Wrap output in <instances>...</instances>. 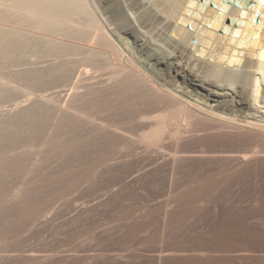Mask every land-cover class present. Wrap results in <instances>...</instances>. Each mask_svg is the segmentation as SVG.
I'll return each instance as SVG.
<instances>
[{
	"label": "rangeland",
	"instance_id": "rangeland-1",
	"mask_svg": "<svg viewBox=\"0 0 264 264\" xmlns=\"http://www.w3.org/2000/svg\"><path fill=\"white\" fill-rule=\"evenodd\" d=\"M51 62L23 56L0 64V75L15 87L4 89L0 77V155L8 146L12 159L1 162L19 164L10 163L11 170L0 166V264H264V163L221 157L220 150H236L241 143L208 134L185 145L214 152L178 167L167 163L173 140H164L160 150L140 142L139 147L111 129L110 137L108 124L132 119L137 109L122 112L126 106L114 102L111 89L107 99L95 92L90 102L80 101L91 121L83 115L87 122L76 123L40 99L67 100L86 93V84L108 85L111 74L102 63L75 72L66 85L54 79L35 91L19 76ZM125 122L121 126L135 133L136 122ZM90 131L100 134L94 138Z\"/></svg>",
	"mask_w": 264,
	"mask_h": 264
},
{
	"label": "bare ground",
	"instance_id": "bare-ground-1",
	"mask_svg": "<svg viewBox=\"0 0 264 264\" xmlns=\"http://www.w3.org/2000/svg\"><path fill=\"white\" fill-rule=\"evenodd\" d=\"M23 56L52 60L30 76L28 71L18 73L34 91L54 79H64L56 85H66L75 72L103 63L111 74L108 85L86 84V93L75 92L67 100L47 95L40 99L41 105L65 110L79 123L90 116L80 108L90 102L88 95L96 92L107 99L111 89L114 102L126 106L122 112L137 108L133 120L120 119L116 124L115 119L112 125L108 119L112 134L160 150L166 148L164 140H173L171 157L165 159L173 167L214 152L192 151L185 145L203 134L241 143L236 150H220L221 157L239 159L241 164L264 163V0H0V64ZM0 77L4 89L12 86L10 79ZM29 89L26 93L31 94ZM122 122L127 126L136 122L135 133L124 129ZM99 129L103 137V128ZM5 147L2 167L11 155Z\"/></svg>",
	"mask_w": 264,
	"mask_h": 264
}]
</instances>
